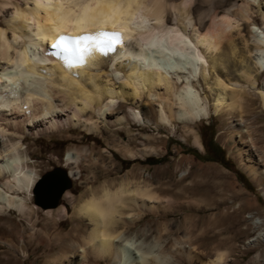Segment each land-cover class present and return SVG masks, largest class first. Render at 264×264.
I'll list each match as a JSON object with an SVG mask.
<instances>
[{
  "label": "bare ground",
  "instance_id": "1",
  "mask_svg": "<svg viewBox=\"0 0 264 264\" xmlns=\"http://www.w3.org/2000/svg\"><path fill=\"white\" fill-rule=\"evenodd\" d=\"M247 5L236 6V0H0V178L9 177L7 190L0 189V213L16 209L25 214L23 197L13 191L30 190L36 179L19 151L25 133L37 136L78 126L96 134L95 113L108 126L129 124L125 105L145 106L146 96L159 103L162 122L192 123L225 108L242 117L245 97L247 105L255 103L244 88H258L257 78L264 71V26L253 28L251 46L246 42L244 52L235 45L226 52L219 45L228 40V28L237 27L239 18L251 19ZM101 31L119 33L118 41L104 52L86 42L90 51L82 62L76 54L53 47L61 36ZM241 80L248 84L241 85ZM256 93L264 105V79ZM129 114L141 121L136 111ZM78 154L68 151L65 160L76 162ZM56 174L44 176L37 186L40 203H51L62 185ZM154 200L147 186L128 178L115 186L104 184L78 204L77 221L85 218L88 223L75 230L76 237L85 241L88 253L112 264H167L154 246H142L139 236L124 229L142 216L140 210L153 209ZM135 209L140 210L130 211ZM217 217L220 230L214 234L233 229L232 241L238 223L221 227L226 217ZM223 259L218 252L210 264ZM68 264H85V258Z\"/></svg>",
  "mask_w": 264,
  "mask_h": 264
},
{
  "label": "rangeland",
  "instance_id": "2",
  "mask_svg": "<svg viewBox=\"0 0 264 264\" xmlns=\"http://www.w3.org/2000/svg\"><path fill=\"white\" fill-rule=\"evenodd\" d=\"M246 4L252 17L239 18V27L233 23L234 27L228 28V40L219 45L226 52L234 45L236 51L244 52L251 46L253 28L264 26V0H236V6ZM236 6L230 8L233 13ZM46 78L48 94L50 79ZM257 79L258 88H244L251 93L249 101L255 98V103L247 105L245 97L242 117L225 108L192 123L162 122L159 103L146 96L145 106L125 105L123 112L132 121L130 125L108 126L95 113L92 121L100 130L96 134L78 126L37 136L25 133L19 151L23 164L36 173L33 185L48 171L67 173L68 184L57 205L46 209L33 203V185L28 191H13L23 197L25 214L16 209L0 213V264H68L81 257L85 264H112L88 253L85 241L76 237L75 230L88 222L85 218L77 221L74 213L92 191L104 184L115 186L124 178L147 186L158 200L152 202L155 207L151 210H130H140L142 216L124 228L126 234L139 236L142 246H154V253L165 256L167 264H210L218 252L224 254L220 264H264V105L256 93L264 71ZM196 88L201 91L202 86ZM135 111L141 121L129 114ZM210 132L221 149L216 154L218 161L207 160L205 155L204 140ZM68 151L79 153V159L67 163ZM147 158L161 161L151 164ZM8 178H0V189L7 190L4 183ZM218 213L226 217L221 227L238 223L232 241L231 228L219 236L214 234L220 230ZM220 239L230 243H219Z\"/></svg>",
  "mask_w": 264,
  "mask_h": 264
},
{
  "label": "snow or ice",
  "instance_id": "3",
  "mask_svg": "<svg viewBox=\"0 0 264 264\" xmlns=\"http://www.w3.org/2000/svg\"><path fill=\"white\" fill-rule=\"evenodd\" d=\"M119 39V33H110L101 31L94 35H84L80 37L61 36L53 47H60L62 51L69 54H76L79 61H83L84 53L89 52L90 48L86 42H92V45L101 52L110 49ZM83 43V46H82ZM69 66H71L69 64Z\"/></svg>",
  "mask_w": 264,
  "mask_h": 264
},
{
  "label": "water",
  "instance_id": "4",
  "mask_svg": "<svg viewBox=\"0 0 264 264\" xmlns=\"http://www.w3.org/2000/svg\"><path fill=\"white\" fill-rule=\"evenodd\" d=\"M56 171H48L46 173H44L43 175H41L36 183L33 185L32 187V195H33V203L35 205H38L42 208H45V207H48V208H53L57 205V200L58 198L60 197L61 193L65 190V188L67 187V184H68V178H67V173H58V175L55 173ZM56 174L58 177H60V181L62 182V185L60 186V188L56 191V193L54 194V196L51 198V203L49 204H43V203H40L39 201H37V197L41 198L42 196L40 195L39 196V193L38 191H42L41 189L38 190L37 186H39V183L41 182L42 178L48 174ZM36 196V197H35ZM41 208V209H42Z\"/></svg>",
  "mask_w": 264,
  "mask_h": 264
},
{
  "label": "trees",
  "instance_id": "5",
  "mask_svg": "<svg viewBox=\"0 0 264 264\" xmlns=\"http://www.w3.org/2000/svg\"><path fill=\"white\" fill-rule=\"evenodd\" d=\"M209 127V124L206 125V129ZM213 133H209V137L204 140L205 155L208 156L207 160L218 161L216 154L221 153L219 145L212 139ZM195 154V153H194ZM161 159H146V162L151 164L159 163ZM239 173V172H236Z\"/></svg>",
  "mask_w": 264,
  "mask_h": 264
}]
</instances>
